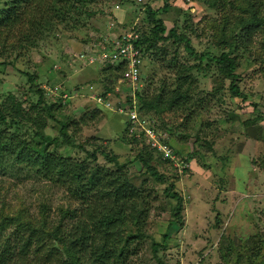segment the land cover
<instances>
[{"label": "trees", "instance_id": "obj_1", "mask_svg": "<svg viewBox=\"0 0 264 264\" xmlns=\"http://www.w3.org/2000/svg\"><path fill=\"white\" fill-rule=\"evenodd\" d=\"M150 1L143 3L150 29L145 32L142 25H131L138 32L143 57L157 66L147 77V86L135 93L138 111L154 119L155 127L168 132L169 138L176 133L183 142L194 136L195 142L211 148L205 139L218 122L217 113L223 112L241 121L245 137L264 141V127L260 124L264 113L243 91L236 72V68L246 64L264 71V37L258 42L253 38L256 31H264V0H196L216 14L201 27V34H207L211 43L202 49L174 25L168 29L158 17V10L166 12L170 7L169 0H163L157 10L152 9ZM99 3L103 1L0 0V69L57 39L59 33L79 30L90 16L103 12L97 8ZM180 45L182 53L177 49ZM120 66L99 71L102 96L116 93L114 83L121 76ZM211 70L216 74H212L209 89L199 88V77ZM35 76L26 73L28 87L17 88L18 94L8 91L0 104V182L4 183L5 177L15 178L13 184L17 186V182L23 185L30 180L37 188L62 190L66 199L55 208L41 199L31 211L21 196L15 195L16 202L10 205L0 193V264H130L147 240L156 264H167L158 252L166 250L169 228L184 223L186 203L176 183L184 173H190L188 161L183 159L188 167L179 174L145 140L128 134L126 124L110 139L129 145L134 152L132 158L123 162L98 142L99 137L81 142L82 129L101 120L100 105L86 108L78 117L59 116L68 101L46 99ZM125 99L131 103L130 95H125ZM247 101L253 110L244 120L238 108ZM202 116L206 118L201 119ZM168 121L171 128L166 126ZM68 146L85 155L77 157L58 151ZM99 157L104 164L97 162ZM135 161L144 175L164 184L160 191L166 200L162 212L167 227L159 239L146 228L158 193L145 177L139 186L132 182L127 166ZM158 166L163 170L168 166L171 175H165ZM147 188H152L151 192ZM221 241V263L264 264V229L244 240Z\"/></svg>", "mask_w": 264, "mask_h": 264}, {"label": "rangeland", "instance_id": "obj_2", "mask_svg": "<svg viewBox=\"0 0 264 264\" xmlns=\"http://www.w3.org/2000/svg\"><path fill=\"white\" fill-rule=\"evenodd\" d=\"M102 1L97 8H102L103 12L90 16L79 30L70 34L59 33L57 39L49 40L40 49L31 50L15 61L14 65L0 69V104L8 91L18 94L17 88L28 87L27 73L36 75V83L43 89L46 99L51 102L68 101L58 112L59 116L65 114L78 117L86 108L98 107L96 105L99 103L94 98L104 89L99 75L101 69L85 65L76 54L81 50L95 49L100 42L107 45L131 25H136L137 28L142 25L141 29L145 32L151 27L143 6L147 0ZM169 3L170 7L166 12L158 10V17L164 20L166 27L169 29L174 25L178 32L185 33L199 49L210 46V38L204 32L201 34V27L206 26V20L216 16L215 11L196 0H169ZM162 5L163 0L150 1L152 9H161ZM263 37L264 31H256L253 35V38L257 39L256 42ZM83 40L87 41L83 43ZM177 49L180 53L183 52L182 45ZM244 59L241 60L242 63ZM247 66L246 64L236 68L241 77L240 85L243 91L258 103V110L264 113V71ZM155 67L156 64L147 59L143 60L141 85L138 89L147 86V77ZM213 73L216 74V71L211 70L205 77H199V88L209 89ZM127 84H118L115 81L114 85L118 89L114 87L116 93H109L114 104L121 97L128 95ZM61 89H64L63 93L60 92ZM63 94H68V100L63 99ZM99 105L104 108L98 107L101 109V120H94L88 127L83 128L79 140L87 142L92 141V136L99 137L98 142L110 148L120 162L132 158L134 152L129 145L121 141L113 143L110 140L124 128L125 116ZM238 109L242 113L241 118L245 120L252 114L253 107L247 101L241 103ZM217 116L218 122L212 125L208 138L205 139L210 142L211 148L205 143L200 145L195 142L194 136L183 142L175 132V135H170L171 145L179 152L182 160L188 161L190 173L183 174L177 167H172L175 168L174 171L183 174L176 186L184 197L186 208L183 225H173L169 228L166 250L158 252L167 264H223L218 251L221 240H244L264 229V141L245 137L241 121L230 118L226 112L217 113ZM171 124V121H168L166 126L171 128ZM260 124L264 127V120ZM179 131L180 129L177 133ZM87 148L91 149L90 146ZM58 151L77 157L85 155L83 151H74L69 146L60 147ZM97 162L104 164V159L99 157ZM140 167L135 161L128 165L127 169L136 186H139L140 180L145 177L147 184L153 186L158 193L146 228L159 239L167 227V219L162 212L166 200L164 193L160 191L164 184H159L148 174L144 175ZM158 169L163 170V167L158 166ZM163 171L165 175H171L168 166ZM13 183L15 178L7 177L4 178V183L0 182V193L10 205L16 202L15 195L21 196L31 211L36 209V204L41 203V199L48 201L52 208L65 203L66 197L60 189L48 186L37 188L30 180L25 181L23 185L17 182L15 186ZM3 190H6V193L2 192ZM151 190L152 188H147L146 191ZM153 195L155 194L152 193ZM130 264H156L149 240L145 242L137 259L134 258Z\"/></svg>", "mask_w": 264, "mask_h": 264}, {"label": "built area", "instance_id": "obj_3", "mask_svg": "<svg viewBox=\"0 0 264 264\" xmlns=\"http://www.w3.org/2000/svg\"><path fill=\"white\" fill-rule=\"evenodd\" d=\"M132 28L133 26L119 33V35L110 43L108 42L107 45L100 42L96 45L97 48H92L89 52L81 50L76 56L83 61L85 65L95 66L98 69L121 64V76L116 79V81L118 84L128 83V95L131 97V103H127L124 96L114 104L109 98V93L105 96L97 94L94 98L95 101L110 110L117 111L119 114L124 115L128 134L145 140L150 147L159 152L163 158L168 159L172 165L177 167L178 171L182 173L184 168L188 167V165L182 160L180 155L175 153L174 149L169 144L168 132L162 128H156L154 119L142 115L138 111L135 93L139 90L138 87L141 85V68L144 59L142 55L143 46L139 42L138 32L134 31ZM115 88L118 89L117 86ZM66 96H68V94H63V99H66Z\"/></svg>", "mask_w": 264, "mask_h": 264}, {"label": "clouds", "instance_id": "obj_4", "mask_svg": "<svg viewBox=\"0 0 264 264\" xmlns=\"http://www.w3.org/2000/svg\"><path fill=\"white\" fill-rule=\"evenodd\" d=\"M143 59H146L145 57H143ZM142 77V76H141ZM110 98V97H109ZM110 110V109H109ZM115 112H117V111H115ZM125 121H126V119H125ZM126 124V123H125Z\"/></svg>", "mask_w": 264, "mask_h": 264}]
</instances>
